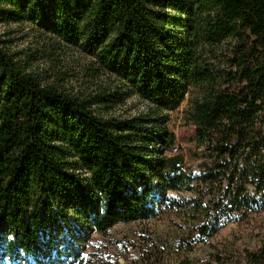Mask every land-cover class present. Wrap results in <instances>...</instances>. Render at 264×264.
<instances>
[{
	"label": "trees",
	"instance_id": "obj_1",
	"mask_svg": "<svg viewBox=\"0 0 264 264\" xmlns=\"http://www.w3.org/2000/svg\"><path fill=\"white\" fill-rule=\"evenodd\" d=\"M0 19L79 50L117 83L73 97L0 47V264H86L91 233L152 219L166 190L192 194L198 241L264 214V0H0ZM131 96L149 113L93 109ZM184 101L193 167L163 155L175 138L161 113ZM233 255L264 264V235L214 262Z\"/></svg>",
	"mask_w": 264,
	"mask_h": 264
},
{
	"label": "rangeland",
	"instance_id": "obj_2",
	"mask_svg": "<svg viewBox=\"0 0 264 264\" xmlns=\"http://www.w3.org/2000/svg\"><path fill=\"white\" fill-rule=\"evenodd\" d=\"M0 47L42 86L53 85L73 97L93 98L117 86L94 71L96 67L85 54L64 46L27 22L7 24L0 19ZM93 109L103 119L123 120L145 115L152 106L131 96L108 110L97 105ZM186 109L184 101L177 109L161 113L165 128L175 138L174 145L163 155H182L187 166L193 167L190 154L194 151V128L185 122ZM191 198L192 194L184 191L166 190L158 198L152 219L116 225L105 235L91 233L86 264H216V252L226 254L224 260L230 261L229 253L259 244L264 235V214L239 225L230 224L203 240L195 239L193 228L201 222L203 212L194 210ZM233 256L236 260L231 263H243Z\"/></svg>",
	"mask_w": 264,
	"mask_h": 264
}]
</instances>
